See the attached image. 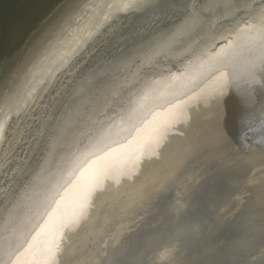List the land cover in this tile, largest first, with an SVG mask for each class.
<instances>
[{"label": "rangeland", "instance_id": "1", "mask_svg": "<svg viewBox=\"0 0 264 264\" xmlns=\"http://www.w3.org/2000/svg\"><path fill=\"white\" fill-rule=\"evenodd\" d=\"M63 2L67 0H3L4 10L10 13L14 6L21 22L26 23L23 32L33 36L32 52L36 55L29 61L30 65L49 56L59 60L62 47L59 40L66 29L77 27L79 17L88 7L86 0H70L60 6ZM147 4L145 1L139 9L127 12L128 15L121 13L117 17L123 23L120 29L116 27L117 18L110 21L104 27L106 38L102 49L109 56L118 57L126 50L124 42L120 44L121 39L131 45L129 50L137 55L136 65L146 81V92L140 94V89H133L135 95L127 100L130 89L121 79L122 92L127 91L122 104L118 97L106 96L105 93H111L107 89L101 94V100L90 99L88 92L96 81L91 73L106 63L101 61L107 58L106 54L84 69L75 71V67L72 71L70 68L69 74L61 71L54 77L53 73L44 71L40 87L56 81L46 87L49 88L47 91L52 88L51 93L46 91L48 94L45 92L43 98L42 88L25 100L27 106L24 101L15 109L19 112L14 116L19 119L20 130L7 155L0 151L1 169H5L7 162L9 165L7 172L0 171V216L15 203L14 185L22 182L23 193H30L36 176L42 177L47 157L53 155L50 152L63 141L65 148L63 146L61 156L63 154L66 169L70 170L66 175L58 174L65 179L63 182L69 180L71 170L81 158L92 161L84 160L87 164L93 163L94 179L117 174L116 182L113 181L111 186L109 183L96 186L94 180L93 188L78 192L68 184L57 198L50 196L52 190L51 193H32L35 199L26 205L30 214L26 215L22 235L34 247L33 264H57L59 250L62 253L58 264H89L100 254H108L114 238L121 235L125 241L142 230L160 225L171 228L167 235L144 245L138 264H156L160 257L165 258L162 264H264V136L246 132L254 125L264 129V71L259 67L264 63V49L260 47L259 33L248 30L244 23L248 19L243 11L245 4L234 0H207L203 5L200 0H182V13L189 19L179 23L180 31L172 27V23L155 31L152 28L154 20L143 27L145 19L152 15V9L145 8ZM194 10L203 14L193 17ZM49 16L52 17L49 19ZM87 30L93 31L90 27ZM143 39L148 40L146 44H142ZM114 49L117 53L109 54ZM146 55L152 57V67L148 69L144 67ZM17 73L10 75L13 77ZM4 75L7 73L0 75V83L4 81ZM175 82L188 83L204 98L224 91L228 95L225 99L233 96L232 102L226 109L220 101L207 108V113L204 109L191 111L190 125L176 126L172 131L177 129L176 138L171 132V139H163L165 145L160 150L163 149L164 154L153 146L157 154L154 157V153L146 154L145 136L135 127L152 116L153 88L161 89L163 85L175 88L172 85ZM259 83L261 85L257 86ZM132 85L137 88L138 82ZM111 87L109 89L113 91L114 85ZM251 89L253 94L241 99L240 96ZM166 94L163 101L172 99L175 93L167 92L163 96ZM54 95L53 103L32 122V117ZM219 95L216 96L219 98ZM116 103L123 111L109 112ZM185 110L177 114H183ZM237 119L244 125L235 131ZM177 137L182 141L185 139L184 143L177 141ZM220 166L223 168L219 172L227 180V192L213 206L208 218L194 224L184 235L178 233L175 220H172L176 213L174 209L184 204L193 187ZM44 212L46 217L41 220ZM67 227L68 235L62 241L63 230ZM238 229L240 234L227 243L215 237L217 230ZM11 231V227L5 228L2 235ZM188 241L193 244L192 253L183 248L182 242ZM224 246L227 247L221 249ZM23 249L21 242L12 254L17 253L15 262L7 264H22L19 251Z\"/></svg>", "mask_w": 264, "mask_h": 264}, {"label": "bare ground", "instance_id": "2", "mask_svg": "<svg viewBox=\"0 0 264 264\" xmlns=\"http://www.w3.org/2000/svg\"><path fill=\"white\" fill-rule=\"evenodd\" d=\"M68 1L70 0H67V2ZM145 1L148 3L145 8L152 9L151 10L152 15H150V17L145 19V21L143 22L144 25L142 24L143 27L151 23V21L154 20V25L152 28L155 31L158 30L157 29L158 27L166 26L169 23H172V27H176L180 31L181 27H179V23H184V21L187 19V17L184 16V14L182 13L181 4H180L182 0H145ZM67 2H63L60 6H63V4H66ZM4 4H3V0H0V75L5 74V73H7V75L2 76L4 81L0 83V98H4L9 94L18 93L21 95V103L20 105L17 106L19 107L21 106V104H23L25 100L36 95L37 92L42 88H43L42 89L43 98H45L46 97L45 92L49 89V88L47 89L46 87L49 84H50L49 87H51L52 86L51 84L56 83V81L53 83L50 82L49 84L48 82H46L44 87L43 86L40 87L41 80L43 79V76L45 75L44 68L48 64V60L45 58L43 60H40L38 64H34V65H32V63L31 65L29 64V61L32 59V57L36 55L35 54L36 52H32L34 48V45H33L34 42L32 40L33 36L29 34L26 35V33L23 32V27L26 25V23L21 22V18L20 16L18 17L15 11V7L13 6L12 10L9 13L8 11L6 12L4 10L5 9ZM156 4L160 6H156ZM142 7L144 6L142 5ZM137 9H139V7ZM132 11H135V10H132ZM129 13H127L126 15H128ZM186 15L188 16V14ZM51 17L52 16H49V19ZM116 21L117 22L119 21L116 27L120 29L123 23L118 18L116 19ZM155 31L153 34H155ZM142 35L143 33L140 34V36ZM105 38H106V28H103L101 31H98V34H94L93 38L87 45V50L84 51L79 56L72 57L70 59L69 64L67 65V68H66L67 71L63 70L62 72L63 73L66 72L67 74H69L73 71V68L75 67H76L74 69L75 71H78L81 68L84 69L85 68L84 66L88 65L89 63L93 64L95 61L101 58L104 54H106V52L105 53L102 52V49L104 50L103 43H104ZM147 41L148 40L143 39L141 42L142 44H146ZM122 42H124V45L126 46V50L122 54H120V56L118 57H116L115 55L109 56L108 54H106L107 58L105 60H101L106 63L94 69L91 73V77L95 78L96 81L94 85L92 86L90 92L88 93L91 94L89 97L90 99L95 98V102L101 100L100 99L101 94L105 93V89H107L111 93H105L106 96L108 95L116 96L119 99H121V102L119 103L122 104V98L127 94V91L125 90L124 92H122V87L120 85L121 79H124L126 82L123 85L127 86L130 89L129 91L130 94L126 98L127 100H130L131 97L135 95L134 94L135 92L133 93V89L135 90L140 89V94L146 92V89H145L146 81H144L143 79L142 71L139 68H137V65H136L137 55L136 54L133 55L132 52L129 50L132 47L131 45H129L125 40L123 41V39L120 40V44ZM117 46L118 45H116L115 48H117ZM116 53L117 51L114 49V50H111L109 54H116ZM70 68L72 69V71ZM13 72H16V73L18 72L17 74H14L15 77L14 76L11 77L10 75V73H13ZM63 73L61 74L64 75ZM17 77H18L17 81L13 84V82L15 81ZM54 77L51 76V79L53 78L54 80ZM57 79H60V77H58ZM6 80L8 82L6 85L3 86V83ZM136 81L138 82L137 88L133 87L132 85L136 83ZM91 83L92 82L90 81L89 85ZM112 85H114L115 88H113L114 89L113 91H110L109 87H111ZM172 85L175 88H166L167 85H163L161 89L153 88V100L151 101V103H153V107L150 108L152 111L151 112L152 116L151 118L150 117H146L145 119L143 118L144 119V121L142 122L143 124L139 121L141 126L135 127L140 135H142L141 132H143L145 136V140L147 142V146L145 147V152L148 155H153V153L155 155L153 146L158 147L159 149L158 145L162 143L163 139L168 138L167 140H169L170 138L169 135H172L171 132L175 130L176 126L182 125L183 123L187 121V118L189 114H191L190 112L193 106H197L199 102L205 104V106H208L207 103L210 100L209 98L219 95V94H211L212 96L209 95L208 97L204 98L201 93L195 92L192 86L186 82H183V83L175 82ZM54 88L56 87H53V89ZM167 92L175 93L172 98L174 99L173 102H170L172 100L171 97L163 101V97L167 96V94L164 96L163 94ZM223 93H226V92L223 91L221 94ZM56 96L55 95L54 97L52 96L47 101V104L40 110V112L36 113L35 116L32 117V120H33L32 122H35L38 118L42 116V114L45 112L48 106H50L53 103L54 98ZM176 101H180V103H175ZM157 102L159 103V105L155 106ZM143 103L144 102L142 101V105L145 106ZM188 106H192L191 109H189L190 107ZM116 109L119 110L120 112L123 111V109H121L118 103H116V105L108 111L115 112ZM184 109L186 110L184 111L183 114H177L178 112H181ZM204 111L206 112V109H204ZM193 114H195V112L192 113V115ZM23 120H24V116H23ZM30 122H31V119H30ZM178 122H180L181 124ZM196 124L198 123L196 122L195 125ZM188 125L190 124L187 123V127ZM191 126L192 128L194 127L193 125ZM19 130H20L19 119L13 115L12 118L6 122L3 135L2 137H0V151L2 150L1 153H6L9 150L8 148L10 147V145H12L11 143L15 141L18 135L17 131ZM184 130H185V127H184ZM185 131L187 132V130ZM175 132H172L174 135L173 138L175 137V134H176ZM179 134L181 135L182 133L179 132ZM179 134L177 135L181 139L182 136H180ZM179 137H177V141H182L178 139ZM184 141L182 142L184 143ZM187 141H186V144H187ZM64 145L65 143H63V141L59 142L56 148L54 149V151L50 152L53 155H49L47 157L48 161H45L47 163L45 165L44 172H41L42 177L40 178L36 176L37 181L36 183H34L33 187L30 188V191H31L30 193H27V192L23 193V191L25 190V187L22 186L23 184L22 182H18L20 185L18 183L17 185H14V188L17 194L15 195V200H14L15 203H13V206L10 209H5L7 211L6 214L0 216V237L4 238L6 250L11 251L10 257L7 255L4 256V264L14 261V259L17 257V253L15 255H12V254L14 253L15 250H17L21 242H22V245H24V249L22 251L21 250L19 251V254L22 260L21 263L22 264H33L34 262V258L32 255V252L35 251L34 247L31 244H29L28 238L22 235V230L24 226L26 225L25 224L26 215L28 216V214H30L28 207H26V205L30 201H31L30 203H32L35 199L32 196V193H35V191H40V192L47 191L51 193V190H52V193L50 194V196H54L57 198L58 196L60 197L63 190L68 186V184H70L71 187H74L75 191L78 192L81 190L87 191L88 190L87 187L93 188L94 186L92 183L94 180L97 181L96 186L98 185L103 186L107 183H109V185L111 186L112 182L115 181L114 178L117 177V174L113 175L114 177H109V175H105V176H102L98 180L94 179L92 176L96 169L93 163L87 164L86 162H84V160L88 161L90 159L81 158L77 162L76 166L71 170V175H70L69 180L63 182L65 179L60 178L58 174L66 175L70 171L66 169V159L63 157V154L61 156ZM167 146H169V144L166 145L165 147ZM159 151L163 152V149L161 150L159 149ZM7 153L5 155H7ZM90 162L92 161L90 160ZM4 167L5 169L3 170L0 167V171L5 173L9 169L8 162L4 165ZM21 181L23 180L21 179ZM114 185L112 188H114ZM59 188L61 190H59ZM69 189L71 190L72 188L69 187ZM60 212L62 214L64 213L62 209ZM45 217H46V214L44 212L41 214L40 219L43 220ZM8 227H11L12 231L6 236L2 235V230ZM30 259H32V261L28 263Z\"/></svg>", "mask_w": 264, "mask_h": 264}, {"label": "water", "instance_id": "3", "mask_svg": "<svg viewBox=\"0 0 264 264\" xmlns=\"http://www.w3.org/2000/svg\"><path fill=\"white\" fill-rule=\"evenodd\" d=\"M260 85L261 83L257 84V86H260ZM253 89H251V91H249L248 94L244 96H240L241 99L248 98L251 94H253L252 93L254 91ZM225 96H228V95L223 93L219 95V98L217 96L211 97L209 101H212V102L211 103L208 102L209 103L208 106H205V104L199 102L197 106H193V107L188 106V107H190L189 109H191L192 107L191 111L193 112L199 109L201 110L207 109L212 104L222 101V105L224 106V109H226V107H228L231 104L232 101H230V99L233 98V96L229 95L227 99H225ZM215 97H217L218 100H216ZM189 118H190V114L187 118V121L183 123L182 125L187 124L189 121ZM240 120L241 119L236 120V123H235L236 128H234L235 131L239 130L238 128L244 125V123H242V125H240L241 123H238V122H241ZM226 126L227 125H225V127ZM246 132L254 136H264V129H262L260 125H254L251 130L249 131L247 130ZM231 140L233 141L232 138ZM163 145L164 143H161L159 146V149ZM156 155H153V156L155 157ZM221 168H223V166H220L217 169H215L216 171L208 174L199 185H197L196 187H193V189L189 193V196L185 200V203L174 209L175 210L174 212L176 213L172 217V220H175V223H176L175 227L178 233L184 235L187 232V230L190 229V227H192L194 224H198L202 220L208 218L212 214L213 206L216 203H218L223 198L225 193L227 192V180L223 176H221L219 172ZM210 183H212V185H210ZM93 193L91 194L90 197H92ZM68 228L69 227L63 230V232L65 231V235L63 236L62 241L65 238V236L68 235V232H67ZM170 228L171 226L160 225L157 227H153V229L142 230L139 233H137L135 236L128 237L125 241L123 240V236L120 235L119 237L114 238V240L109 244L107 255L101 256L100 254L98 258H96L89 264H138L140 252H141V249L144 247V245H146L152 239L154 243L157 239L167 235ZM239 229L236 231H225V230L218 231L217 230L215 232L216 233L215 237L218 238L219 241H223L227 243L230 240H232L234 237L240 234ZM182 245H183V248L188 253L193 252L194 247H193V244H191V242L189 241L185 243L182 242ZM226 247L227 246L221 247V249L226 248ZM221 251L220 253H222ZM61 253L62 251L59 250L57 264L59 262ZM37 256H38V253L35 254V257ZM164 261H165V258L160 257L156 264H162Z\"/></svg>", "mask_w": 264, "mask_h": 264}, {"label": "snow or ice", "instance_id": "4", "mask_svg": "<svg viewBox=\"0 0 264 264\" xmlns=\"http://www.w3.org/2000/svg\"><path fill=\"white\" fill-rule=\"evenodd\" d=\"M145 0H86L88 7L83 10L79 17L76 28L65 30V35L59 40L62 46L60 49L59 60L53 59L51 56L46 58L48 64L44 71L55 74L66 70L67 65L72 57L81 55L87 50V45L93 38L94 34L104 28L111 20L117 18L121 13L138 8ZM207 0H200L203 5ZM235 3L245 4L243 11L247 13L248 19L244 21L248 25L249 31H257L259 33L260 47L264 49V0H234ZM203 12L197 13L195 10L191 13L193 17L202 15ZM85 25L81 27L80 25ZM93 31H88V28ZM155 54V50H153ZM59 63V66L53 67ZM145 69L152 67L151 55H146L144 60ZM261 71H264V63L259 66ZM255 82V81H254ZM21 103L20 94H9L4 98H0V137L3 135L5 124L12 116L19 115L15 109ZM28 102L25 101V106ZM10 257L11 251L6 250L5 241L0 237V264H4V256Z\"/></svg>", "mask_w": 264, "mask_h": 264}]
</instances>
